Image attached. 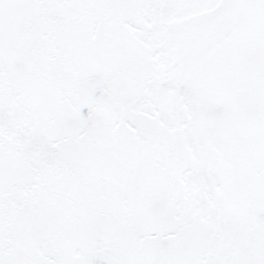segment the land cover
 Masks as SVG:
<instances>
[{"label":"snow or ice","instance_id":"snow-or-ice-1","mask_svg":"<svg viewBox=\"0 0 264 264\" xmlns=\"http://www.w3.org/2000/svg\"><path fill=\"white\" fill-rule=\"evenodd\" d=\"M0 264H264V0H0Z\"/></svg>","mask_w":264,"mask_h":264}]
</instances>
